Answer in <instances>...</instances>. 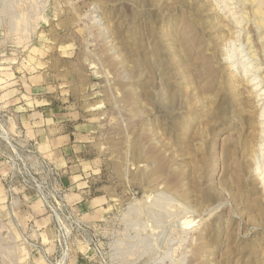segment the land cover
Wrapping results in <instances>:
<instances>
[{
	"label": "rangeland",
	"instance_id": "1",
	"mask_svg": "<svg viewBox=\"0 0 264 264\" xmlns=\"http://www.w3.org/2000/svg\"><path fill=\"white\" fill-rule=\"evenodd\" d=\"M60 40L95 68L109 207L61 260L0 159V264H264V0H0V56Z\"/></svg>",
	"mask_w": 264,
	"mask_h": 264
},
{
	"label": "crops",
	"instance_id": "2",
	"mask_svg": "<svg viewBox=\"0 0 264 264\" xmlns=\"http://www.w3.org/2000/svg\"><path fill=\"white\" fill-rule=\"evenodd\" d=\"M43 49V50H42ZM67 40L47 48L33 46L27 55L0 56V106L14 114L12 134H23L25 143L62 172V186L76 216L98 222L109 207L97 184L99 101L95 100V68L81 60ZM0 160V175L3 173ZM0 187V200H3ZM21 220H32L41 240L54 251L55 230L43 203L33 192H22ZM70 264H92L75 258Z\"/></svg>",
	"mask_w": 264,
	"mask_h": 264
},
{
	"label": "built area",
	"instance_id": "3",
	"mask_svg": "<svg viewBox=\"0 0 264 264\" xmlns=\"http://www.w3.org/2000/svg\"><path fill=\"white\" fill-rule=\"evenodd\" d=\"M13 112L6 106H0V132L5 131L6 138L0 135V159L8 166L4 180L7 192L15 194L17 188L33 192L44 204L57 228L58 249L68 254V241L80 221L67 201L66 190L62 186V172L51 162L44 159L34 145L25 143L23 134H12L8 130ZM68 257V255H67Z\"/></svg>",
	"mask_w": 264,
	"mask_h": 264
},
{
	"label": "bare ground",
	"instance_id": "4",
	"mask_svg": "<svg viewBox=\"0 0 264 264\" xmlns=\"http://www.w3.org/2000/svg\"><path fill=\"white\" fill-rule=\"evenodd\" d=\"M3 132L5 133V131L3 130ZM4 133H2V131L0 132V135H1V137L4 139V138H6V136L4 135ZM65 253H66V251L64 252V254H63V256H62V259H63V257L65 256ZM61 259V260H62ZM61 260H59L58 262H60ZM57 262V263H58Z\"/></svg>",
	"mask_w": 264,
	"mask_h": 264
}]
</instances>
